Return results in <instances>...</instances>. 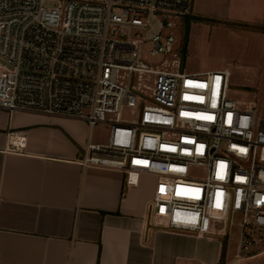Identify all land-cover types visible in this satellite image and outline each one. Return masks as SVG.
<instances>
[{"label":"built area","instance_id":"2783aa9c","mask_svg":"<svg viewBox=\"0 0 264 264\" xmlns=\"http://www.w3.org/2000/svg\"><path fill=\"white\" fill-rule=\"evenodd\" d=\"M193 3L0 0V109L81 118L91 130L110 124L108 143L86 146L85 167L119 170L127 187L154 177L152 226L203 236L242 213L240 244L249 250L245 229L264 228V103L243 108L230 98L227 68L186 73L142 60L146 41L153 56L173 51L157 14L188 15ZM139 103L138 118L124 120V108ZM25 142L13 136L7 149Z\"/></svg>","mask_w":264,"mask_h":264},{"label":"crops","instance_id":"0c3cea01","mask_svg":"<svg viewBox=\"0 0 264 264\" xmlns=\"http://www.w3.org/2000/svg\"><path fill=\"white\" fill-rule=\"evenodd\" d=\"M228 2L240 13L248 0ZM13 136L23 150L7 149ZM89 142L85 119L0 109V264H264V249L243 255L230 228L152 226V197L140 205L132 188L148 175L127 187L119 170L85 167Z\"/></svg>","mask_w":264,"mask_h":264},{"label":"rangeland","instance_id":"374dc122","mask_svg":"<svg viewBox=\"0 0 264 264\" xmlns=\"http://www.w3.org/2000/svg\"><path fill=\"white\" fill-rule=\"evenodd\" d=\"M229 0H196L193 10L188 15L158 13L162 23V35L175 38L173 51L166 54L151 55L153 44L144 42L142 60L151 68L179 71L186 73H201L229 69L230 87L228 96L240 102L243 108L250 104L264 103V0H248L242 12L233 8L230 10ZM230 13V15H228ZM230 16V18H228ZM169 23H172L169 26ZM145 38V33L136 35ZM120 82H126L128 76ZM149 75H144L141 86L148 83ZM154 77H150L152 84ZM144 88V87H143ZM146 103L148 100L143 99ZM141 103L137 107H125L122 112L124 120L138 118ZM89 110H86V114ZM114 115L109 114L108 119ZM110 139V124L98 122L92 128L93 143H108ZM155 183L150 177H144L139 187H132L138 192L140 205L145 198L153 197ZM233 225L230 227V239L240 244L243 228L240 223L243 214L233 215ZM224 222H215L217 228H223ZM252 240L249 250H242L243 255L252 250L264 249V228L250 226L245 229ZM245 264V262L243 263Z\"/></svg>","mask_w":264,"mask_h":264}]
</instances>
